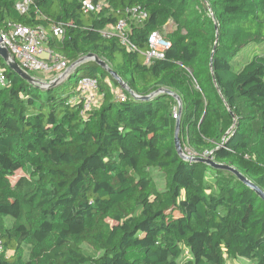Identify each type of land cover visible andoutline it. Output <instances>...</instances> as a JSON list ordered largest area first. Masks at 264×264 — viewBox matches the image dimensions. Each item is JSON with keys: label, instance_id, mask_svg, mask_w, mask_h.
Listing matches in <instances>:
<instances>
[{"label": "trees", "instance_id": "1", "mask_svg": "<svg viewBox=\"0 0 264 264\" xmlns=\"http://www.w3.org/2000/svg\"><path fill=\"white\" fill-rule=\"evenodd\" d=\"M94 1L107 6L33 0L20 14L0 0V33L70 24L50 50L69 65L96 55L136 96L156 95L134 98L94 62L42 89L0 57V264H264V200L234 174L183 159L175 142L178 115L186 155L264 191V0ZM134 7L149 17L130 24V52L103 30ZM153 31L171 47L147 66ZM250 46L261 52L247 61ZM83 77L101 98L85 114Z\"/></svg>", "mask_w": 264, "mask_h": 264}, {"label": "built area", "instance_id": "2", "mask_svg": "<svg viewBox=\"0 0 264 264\" xmlns=\"http://www.w3.org/2000/svg\"><path fill=\"white\" fill-rule=\"evenodd\" d=\"M82 8L86 12L99 13L107 5L103 2L94 0H80ZM33 0H16L15 8L20 14L29 11ZM148 13L140 7L129 8L124 17L117 24L109 25L103 30V35L107 38L116 36L120 43L130 52H137L138 48L130 39V24L142 25L148 19ZM70 26L67 23L53 24L50 30L43 28L33 29L19 24H9L5 32H1L2 46L7 48L13 59L26 72H40L45 75H54L60 82L65 81L69 76L65 73L72 65L58 54L54 53L48 47L51 37L63 39L66 28ZM149 49L145 53V64L149 66L154 60L164 59L166 52L170 49V41L159 31H153L148 37ZM59 82V83H60ZM0 83H5V76L1 74ZM47 83V82H46ZM79 99L84 103L83 114L92 110L100 103L99 83L92 77H83L79 81ZM116 97L120 102L127 100L126 95L121 90H114ZM176 118L178 115L175 116Z\"/></svg>", "mask_w": 264, "mask_h": 264}, {"label": "water", "instance_id": "3", "mask_svg": "<svg viewBox=\"0 0 264 264\" xmlns=\"http://www.w3.org/2000/svg\"><path fill=\"white\" fill-rule=\"evenodd\" d=\"M0 57L5 61L6 65L11 70H13L15 73H17L23 80L27 81L28 83H30L32 85H35V86L40 87L42 89H46V88L54 87V86L58 85L60 82L59 79H57L56 81L51 82V83L50 82L49 83L41 82L36 77H34L32 74L23 70L19 66V64L13 59V57L11 56V54L7 50V48L2 46L1 36H0ZM87 62H94L97 65H99L119 84V86L121 88L128 91V93L136 99L150 100L151 98H153L156 95V94H154V95H151L148 97L136 96V94L128 88L127 84L123 82V80L118 76V74L115 73L105 61L101 60L98 56L93 55V54H90L87 57L78 60L75 64H73L70 67V69L65 73V75L69 76L74 70H76V68H78L80 65L87 63ZM164 92H166V94H168V95L174 96V98H176L178 100V102L181 106V100L176 94H174L173 92H171L169 90H165ZM180 112H181V108H180ZM177 118L178 119H177V124H176L175 142H176V147H177L178 153L181 155V157L183 159L191 160V161L206 162L207 164L211 165L212 167H214L216 169L225 170V171H228V172L234 174L240 181H242L247 186L252 188L264 200V191L262 189H260L258 186H256L254 183H252L247 177H245L241 172H239L234 167L222 165V164H216L213 161H211L210 159H198V158L195 159V158H192V157L186 155V153L184 152V150L182 148L180 137H179V135H180L179 116Z\"/></svg>", "mask_w": 264, "mask_h": 264}, {"label": "rangeland", "instance_id": "4", "mask_svg": "<svg viewBox=\"0 0 264 264\" xmlns=\"http://www.w3.org/2000/svg\"><path fill=\"white\" fill-rule=\"evenodd\" d=\"M261 52V48H254L252 46L250 47H245L243 50H242V54H241V57L242 58H245L247 61H249L255 54L257 53H260ZM102 60V59H101ZM104 61V60H103ZM39 81L41 82H47V83H51L53 80H55V76L54 75H45V74H42L40 72H31ZM24 175V172L23 171H19L18 173H16V176L14 178L17 179L18 177ZM155 175V178H156V181L157 183L159 184V187L162 188L164 186V178L161 174H159L158 172L154 173ZM16 210L13 211V214L16 215ZM85 250L91 254H94L93 253V250L87 246H84ZM228 264H232V261L231 260H228L227 261ZM233 264H255V262L251 261V260H248V259H245V258H240L238 260H235Z\"/></svg>", "mask_w": 264, "mask_h": 264}]
</instances>
